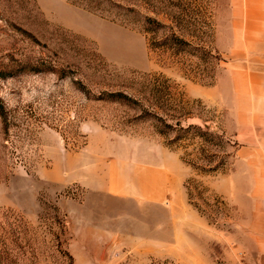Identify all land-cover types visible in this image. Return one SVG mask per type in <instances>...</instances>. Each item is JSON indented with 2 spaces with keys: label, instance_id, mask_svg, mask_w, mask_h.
Instances as JSON below:
<instances>
[{
  "label": "rangeland",
  "instance_id": "rangeland-1",
  "mask_svg": "<svg viewBox=\"0 0 264 264\" xmlns=\"http://www.w3.org/2000/svg\"><path fill=\"white\" fill-rule=\"evenodd\" d=\"M102 1L0 0V225L25 222L23 264L249 262L264 42L229 0Z\"/></svg>",
  "mask_w": 264,
  "mask_h": 264
},
{
  "label": "crops",
  "instance_id": "crops-1",
  "mask_svg": "<svg viewBox=\"0 0 264 264\" xmlns=\"http://www.w3.org/2000/svg\"><path fill=\"white\" fill-rule=\"evenodd\" d=\"M232 25L234 29H239V38L235 41L240 42H264V0H229ZM256 36V37H253ZM88 187L92 190L107 191L111 188L115 192V198H132L140 197H124L125 188L122 185L102 186L100 184H89ZM114 197L113 195H111ZM163 197H144L145 200L159 201ZM252 200H257L258 197H252ZM264 200V197H259ZM249 244L250 264H264V211L256 213L254 220L250 221L249 225ZM247 262V263H249Z\"/></svg>",
  "mask_w": 264,
  "mask_h": 264
},
{
  "label": "trees",
  "instance_id": "trees-1",
  "mask_svg": "<svg viewBox=\"0 0 264 264\" xmlns=\"http://www.w3.org/2000/svg\"><path fill=\"white\" fill-rule=\"evenodd\" d=\"M79 1L84 3L89 9H93L96 11L106 10L107 8L105 6L102 7L104 4L102 0H79ZM105 4H107V2ZM128 13L134 14L132 22L144 25L143 30L146 33L157 32V28H155V25L158 24V22L156 20H153L151 18H145L144 21L140 22L136 17L137 14L139 15V13L134 10L128 11L124 16L125 18H131ZM151 46L153 47L154 44H151ZM116 97L126 100L125 97H122L120 95H117ZM122 102L124 103V101ZM191 127L193 128V126ZM200 129L204 133H207L204 128L200 127ZM4 219L6 220L7 225H0V264H23L24 263V261L22 260L23 256L20 258L19 253L25 251L23 245L28 243V238H29L28 229L26 228V225L24 226L25 222L22 219L13 217V220L19 226L9 224L8 221H10V218H4ZM1 223L2 222H0V224Z\"/></svg>",
  "mask_w": 264,
  "mask_h": 264
},
{
  "label": "clouds",
  "instance_id": "clouds-1",
  "mask_svg": "<svg viewBox=\"0 0 264 264\" xmlns=\"http://www.w3.org/2000/svg\"><path fill=\"white\" fill-rule=\"evenodd\" d=\"M51 75H55V74H51ZM58 79V78H57ZM68 78H65V80H67ZM55 84V81L53 82ZM54 90V88L52 89ZM23 96H26L28 97L29 96V93H27L26 91L22 93ZM34 95V94H33ZM5 96V93L3 91H0V98H3ZM25 102H28V101H25ZM16 105L15 104H12V105H7L6 103V107H15Z\"/></svg>",
  "mask_w": 264,
  "mask_h": 264
},
{
  "label": "built area",
  "instance_id": "built-area-1",
  "mask_svg": "<svg viewBox=\"0 0 264 264\" xmlns=\"http://www.w3.org/2000/svg\"><path fill=\"white\" fill-rule=\"evenodd\" d=\"M243 264H250V263H245V262H244Z\"/></svg>",
  "mask_w": 264,
  "mask_h": 264
}]
</instances>
